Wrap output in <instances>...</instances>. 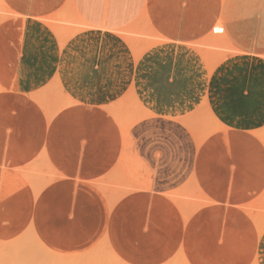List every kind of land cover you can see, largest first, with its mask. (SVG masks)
I'll return each instance as SVG.
<instances>
[{
  "label": "crops",
  "instance_id": "0c3cea01",
  "mask_svg": "<svg viewBox=\"0 0 264 264\" xmlns=\"http://www.w3.org/2000/svg\"><path fill=\"white\" fill-rule=\"evenodd\" d=\"M11 2L14 12L32 14L31 19L24 20L18 34L14 36L9 31L13 40L19 39L17 42L21 46L17 48L18 51H22V42L30 45V57L25 66L27 75L38 79L40 73L33 74L34 68L42 69L43 75L52 74L55 80L61 82L63 93L70 101L49 117L44 107L32 96L39 92L37 90L40 87L32 91L30 85L29 91L21 90L12 78H0V152H20L14 158H0V228L10 230L9 232L15 229L10 235L15 237L33 223L43 242L58 252L66 253L90 249L108 238L115 250L131 261L140 259L134 255L151 253V262H155L156 254L158 258L164 254L165 260L171 257L178 251L182 240L187 243L190 236H198L203 228H215L225 238L223 244L216 246L227 252L249 253L246 264L255 260L258 264H264V231L259 234L253 217L246 210L248 205L260 201L264 195V141L258 135L264 129H254L242 120L223 119L218 121L221 127L217 126L215 130L221 131H214L200 145L189 134L183 117L177 118L181 121L179 122L172 117L156 115L171 116L173 109L166 106L156 108L151 104L147 106L136 93L139 103L151 115L131 125V151L133 155L134 152H150V145L163 142L164 176L162 181L158 179L154 182V192L160 195L151 193V208L150 204L148 206L145 203L142 206H125V201L131 200V197L126 200L121 198L111 210L106 194L97 185L99 179L113 170L123 168L127 138L119 120L108 107L118 106L127 93L134 94L132 86L137 74V62L131 48L121 34L112 30L129 27L140 18H145L150 12L152 0H66L63 5H66L65 9L71 7L83 21L95 27L80 30L62 47L51 33L48 21L45 19L49 26L42 20V17L62 9L63 7L59 9L62 0ZM27 25L30 27L29 32ZM151 28L158 38L160 35L153 26ZM7 53L5 49V56L9 55ZM1 54L4 55L3 52ZM47 56L51 58L44 65ZM38 84L36 81L34 86L38 87ZM161 119L167 123L179 124L180 130L191 143L190 152L184 150L183 137H178L174 132L170 131L169 135L164 133L158 140L149 131L140 132L139 127L145 122ZM135 129L144 134L146 139H151V142L147 140V148L140 146L139 134L135 133ZM173 138L176 141L172 144ZM176 143H179V152H171ZM167 145L168 150L165 148ZM157 151L160 152L159 149L151 148V152ZM41 152H111L114 157L105 163H94L88 169H81L79 165L60 167L52 163L51 169L57 177L36 196L33 188L23 178L22 170L38 160ZM193 175H196L197 184L203 190L200 193L197 191L202 202L185 217L172 194L180 193L188 187L195 188L191 185ZM12 190H21L18 191L20 201L23 200L28 208L19 207V202L14 203V206L4 201L5 193ZM77 194L95 197L107 218L87 232L86 240L75 243L72 237L71 240L66 237V241L59 244L52 240L46 228L39 223L42 220L38 209L40 208L41 214L47 215V220L48 217L61 215L66 219L65 233L74 235L76 217L72 207ZM156 199H162L164 206L162 248L144 250V245L139 244L137 237L140 230L142 233L149 231L150 215L151 237L154 236L153 201ZM59 201L63 203L59 204ZM5 206L8 208L4 211ZM124 208L128 211L126 216ZM138 214L143 215L145 224L140 230L138 227L135 232H128L130 226L133 229V217ZM173 226L175 233L179 230L182 240L174 239L176 234L172 230ZM227 246L233 248H224Z\"/></svg>",
  "mask_w": 264,
  "mask_h": 264
},
{
  "label": "rangeland",
  "instance_id": "374dc122",
  "mask_svg": "<svg viewBox=\"0 0 264 264\" xmlns=\"http://www.w3.org/2000/svg\"><path fill=\"white\" fill-rule=\"evenodd\" d=\"M0 1L3 4L2 7L0 6V78H12L19 84L21 90L29 91L30 85L32 91L40 87V90H37L39 92L33 93L32 96L51 117L57 109L66 105L68 102L66 100L69 97L65 96L61 82L58 83L57 79L58 82H56L52 74L44 73L43 75L42 69L34 68L33 74L40 73V77L35 80L27 75L28 71L25 66L30 57L28 51L30 45L22 42V51H18L17 48L21 46L17 42L19 39L13 40L9 31H12L14 36L18 34L24 20L31 19L32 14L16 13L12 10L11 0ZM65 2L66 0H62L59 9ZM65 7L66 5L56 13L42 17L44 22L47 19L56 27L57 34L45 22L61 47L68 41L69 36L72 37L77 33L73 32L77 30L76 27L80 26L79 28L82 29V26L83 29H87L85 24L73 16L72 8L65 9ZM144 17L141 19L145 20L150 27L153 26L160 35L158 38L148 25L137 22L120 30L123 31L121 35L124 34L125 38L131 37V40L128 38V41L123 37L128 45L134 38L133 46L129 45V47L136 46L134 51L132 48L131 50L137 62V74L132 86L134 94L129 92L118 106L108 107L110 111L114 110L112 113L116 114L117 119L124 120V124L119 120L123 132L130 129L133 124L130 121H134L135 118L142 115L138 112L141 115L137 114L136 117L137 109L133 105L136 93L141 97L143 104L147 106L151 104L156 108L166 106L173 109L171 116L156 115L172 117L179 122L181 121L177 118L183 117L189 123L188 125L184 124L186 122L183 123L189 134L200 145L209 136L221 131H215L217 126L214 121L242 120L254 129H264V0H152L150 12ZM28 27L27 25L26 28L29 32L30 27ZM65 30L67 32L63 36ZM68 30L70 31L68 32ZM127 34H131L133 38ZM154 40V44L151 45ZM5 49L9 53L8 56H5ZM135 49L144 51L139 57H136ZM50 58L47 56L44 65H47ZM36 81L39 82L38 87L34 86ZM115 108L117 109L115 110ZM139 129L140 132L149 131L152 135L154 134L153 137H157L155 140H158L164 133L169 135L174 132L178 137H183L184 150L191 151V143L180 130L179 124L167 123L161 119L145 122ZM262 132V135L259 134L260 137L263 136L261 138L263 140L264 133ZM124 133L127 139L125 140L126 152L123 157V168L113 170L106 177L99 179L97 185L106 194L111 209L121 198L126 200L131 197H133L131 200L125 201V206L129 204L142 206L144 203H148L151 208V193L155 196L160 195L154 192V182L158 179L162 181L164 176L165 158L164 152H162L164 144L162 142L150 145V152H139V154L134 152L133 155L131 151L133 147L132 135L129 130ZM139 135L144 138H139V140H145L142 147L147 148L148 139L143 137L144 134L139 133ZM139 140L138 142H141ZM148 141L151 142V139ZM175 141L176 138H173L172 144ZM168 147L167 145L165 148L168 150ZM151 148L152 150L159 149L160 152H151ZM170 151L179 152V143L173 145ZM19 153L0 152V158L4 156L14 158ZM113 157L111 152H65L63 154L41 152L38 160L31 162L27 168L22 170V175L37 196L57 177L51 169L52 163L60 167L68 166L70 168V166L79 165L81 169H88L93 167L91 165L94 163L99 161L105 163ZM195 176L193 175L191 180L193 183L191 185L195 188L188 187L180 193L172 194V198L177 202L185 217L190 215L199 207L197 204L202 202L197 191L200 193L203 190L196 184ZM17 202H20V198ZM153 206L155 208L153 215L155 234L153 237H151V215L148 219L150 229L146 230V233H142L140 230L141 226L145 224L141 214L133 217L134 227L132 229L130 226L128 230V232H135L139 227L140 232L137 237L139 244H145L143 249H151V251L162 248V230L165 223L163 200H154ZM6 209L5 206L4 211ZM124 209V216H126L128 211L126 208ZM246 210L253 217L259 234H261L264 224V195L260 201L248 205ZM29 229L32 228L29 227L18 236L10 237L16 231L15 229L9 232L10 230L0 228V264H62V262L63 264H246V258L249 256V253L245 252H225L216 246L223 244L225 238L224 234L215 228H203L198 236L189 237L186 243L181 239L179 230H176L175 233L173 226L172 230L176 234L174 239L182 240V246L179 245L178 251L166 260L162 253L163 255H160L159 258L156 254L155 262H151V253L149 252L150 254L133 253L138 254L134 256L140 259L131 261L118 253L108 238H104L92 246L91 251L87 249L83 252H62L65 256H70L68 259L89 256L86 262L70 263L65 261L66 258L64 260L42 249L34 235L28 232ZM105 240H108L107 242L118 253L117 255L123 260L122 263L116 260L106 245L103 246ZM250 264H257V262L255 260Z\"/></svg>",
  "mask_w": 264,
  "mask_h": 264
},
{
  "label": "bare ground",
  "instance_id": "6f19581e",
  "mask_svg": "<svg viewBox=\"0 0 264 264\" xmlns=\"http://www.w3.org/2000/svg\"><path fill=\"white\" fill-rule=\"evenodd\" d=\"M2 3H1V1H0V6L2 7L3 6V4L1 5ZM73 10V9H72ZM73 13H74V15L73 16H75V18L76 19H78V21H80V22H82L83 24H85V27L88 29V28H93V27H95L94 25H91V24H88V23H86L85 21H83V19L81 18V16L78 14V13H76L74 10H73ZM72 19V18H71ZM46 21H48L47 19H46ZM74 21V20H73ZM79 22V23H80ZM48 23L50 24V26L53 28V30L55 31V33L57 34V31H56V27L53 25V23L52 22H50V21H48ZM74 23H76V22H74ZM79 23H77V24H79ZM137 23H140V24H145V25H148L147 24V22L145 21V20H143V19H139L138 21H137ZM138 25V24H137ZM80 26H78V27H76L77 28V30H75V31H73V29H72V31L74 32V34L76 33V32H78V31H80V30H82L83 29V27L81 26V28L82 29H80L79 28ZM146 27V26H145ZM148 27L151 29V31L154 33V30L148 25ZM80 30H79V29ZM107 29H110V28H107ZM113 28H111L110 30H112ZM124 28H115V29H113L112 31L113 32H117V33H119V34H122V32L120 31V30H123ZM70 30H68V32H69ZM109 31V30H108ZM127 31V30H126ZM133 31H135V30H133ZM64 32V31H63ZM67 31L65 30V32L62 34L63 36H64V34L66 33ZM73 32H72V34H73ZM105 32V31H104ZM128 32V31H127ZM132 32V31H131ZM125 33V32H124ZM130 33V32H129ZM133 33V32H132ZM144 33V32H143ZM155 34V33H154ZM67 35H69V34H67ZM124 35V34H123ZM122 35V36H123ZM126 35V34H125ZM127 35H130V36H132L131 34H127ZM61 37V36H60ZM70 38H71V36H69ZM68 37V38H69ZM124 37V36H123ZM126 37V36H125ZM124 37V38H125ZM129 39L131 38V37H129V36H127ZM68 38H67V40H68ZM128 38H125V39H127V41H128ZM132 38H133V36H132ZM131 40V39H130ZM135 40H136V38H135ZM133 41H134V38H133ZM133 41H131V44L129 43V45L131 46L132 45V42ZM61 42H63V41H61ZM65 42V41H64ZM136 42V41H135ZM154 42H155V40L153 41V42H151V45L152 44H154ZM138 43V42H137ZM62 44V43H61ZM135 44V43H134ZM64 45V44H63ZM140 45V44H139ZM138 45V46H139ZM133 46V45H132ZM135 46V45H134ZM136 47V46H135ZM135 47H131L132 48V50L135 48ZM136 50V54H135V56L137 57H139L140 56V54L144 51L143 49H139L138 51H137V49H135ZM134 51V50H133ZM135 53V52H134ZM121 62V61H120ZM107 68V67H106ZM58 80V79H57ZM56 80V82H58ZM55 82V83H56ZM58 83H60V82H58ZM58 85V84H57ZM58 87H60V86H58ZM63 89V88H62ZM63 92V91H62ZM132 93V92H131ZM133 94V93H132ZM66 96V95H65ZM67 98V97H66ZM134 100H133V105H135V107H136V111H137V113H136V117H137V114H139V113H141V114H139V115H141L139 118H135V119H137V121L141 118L142 119V117L144 118V117H147V115L148 116H150L151 114L147 111V110H145L144 108H143V106L139 103V101L137 100V98L135 97V95H134V98H133ZM66 101H68L66 104H68L69 103V101H70V98L68 99V100H66ZM120 102H122V101H120ZM116 107V106H115ZM111 108V107H110ZM110 108H109V111H110ZM117 108H115V110H116ZM119 109V108H118ZM112 111H114L113 109H112ZM111 111V112H112ZM119 111V110H118ZM139 112V113H138ZM118 113V112H117ZM113 114H114V112H113ZM120 114V113H119ZM116 115V114H115ZM138 115V116H139ZM121 116V115H120ZM117 117V116H116ZM118 117H119V115H118ZM122 117V116H121ZM120 118V117H119ZM135 119H134V121H135ZM118 120H121V119H118ZM122 121V120H121ZM120 121V122H121ZM124 121V120H123ZM123 121H122V123H123ZM134 121H130V122H133L134 123ZM136 122V121H135ZM184 122H186L185 124L186 125H188L189 123L187 122V121H184ZM215 123H216V126H218V128H220L221 127V124L217 121H214ZM125 123V122H124ZM123 123V124H124ZM130 124V123H129ZM127 125V124H126ZM125 126V125H124ZM125 128V127H124ZM127 128V127H126ZM128 128H129V125H128ZM123 129V128H122ZM127 130H129V129H127ZM126 130V131H127ZM126 131H124V132H126ZM136 133L137 134H139V132H138V130H136ZM262 133H264V132H262ZM260 134H261V132H260ZM259 134V136H261ZM140 136V135H139ZM142 136V135H141ZM143 137H144V135H143ZM263 137V136H262ZM261 137V138H262ZM139 138H141V137H139ZM131 139V138H130ZM141 139H144V138H141ZM264 140V139H263ZM139 141H141V140H139ZM145 140H142L141 141V144H142V142H144ZM140 143V142H139ZM140 144V146H142ZM146 146V145H145ZM143 148V147H142ZM135 150V149H134ZM48 153V152H47ZM57 153H61V154H63V153H65V152H57ZM139 154V153H138ZM120 158V157H119ZM140 158V157H139ZM165 158V157H164ZM169 158V157H168ZM167 158V159H168ZM165 160V159H164ZM121 162V161H120ZM150 162V161H149ZM158 162V161H157ZM140 165V164H139ZM171 167V166H170ZM176 169V168H175ZM129 171V170H128ZM127 171V172H128ZM163 171V170H162ZM124 172V171H123ZM121 173V172H120ZM62 175V174H61ZM134 175V174H133ZM196 177V176H195ZM133 178H134V176H133ZM128 179V178H127ZM196 179V178H195ZM63 180V179H62ZM60 181V180H59ZM58 182V181H57ZM138 182V181H137ZM139 183V182H138ZM143 183V182H142ZM58 184V183H57ZM197 184V183H196ZM134 185V184H133ZM198 185V184H197ZM64 186V185H63ZM80 187V186H79ZM142 187V186H141ZM197 187V186H196ZM86 188V187H85ZM10 189V188H9ZM48 189V188H47ZM55 189V188H54ZM82 189V188H81ZM133 189H135V188H133ZM8 190V189H7ZM64 190V189H63ZM141 190V189H140ZM18 191H21V190H18ZM17 190H12V191H10L8 194L7 193H5L6 195H4L3 196V199H4V201L6 200V202L9 204V205H12V204H14V203H16L18 200H19V198H20V194H19V192H18ZM60 191V190H59ZM84 191V190H83ZM133 191H136V190H133ZM138 191H139V188H138ZM143 191V190H142ZM48 192V191H47ZM53 192V191H52ZM80 192V191H79ZM202 192V191H201ZM49 193V192H48ZM51 193V192H50ZM49 193V194H50ZM54 193V192H53ZM57 193V192H56ZM43 194V193H42ZM203 194V193H202ZM57 196V195H56ZM74 196V195H73ZM48 197V196H47ZM49 198V197H48ZM52 198H54V197H52ZM59 198H61V197H59ZM263 198V197H262ZM57 200V199H56ZM55 200V201H56ZM37 201V200H36ZM35 201V202H36ZM73 201V200H72ZM20 205H19V207H23L24 209H26V207L28 208V206H27V204H25L24 203V201L23 200H21L20 202ZM61 203H63V202H61ZM60 203V201H59V204H61ZM65 203V202H64ZM214 203V202H213ZM99 203H98V201H97V199L95 198V197H92V198H90L87 194H77L76 195V197L74 198V206L72 207L73 208V210H74V212H75V226H73V228L75 227V231H74V235L73 234H69V235H67L68 233H65V230L67 229V227H66V219L65 218H63L61 215H59V217H48L49 219L47 220V215L45 214V213H42L41 214V210H40V208L38 209V211H39V215H41L40 216V219L42 220V222H39L44 228H46V231L48 232V234H49V236L52 238V240L53 241H55V242H59V244H61L63 241H66V237L68 238V240H71V237L74 239V241H75V243H79L80 241H82V240H86L87 239V232H89L91 229H93L95 226H98V225H100L106 218H107V216L105 217V214H104V212H102V210H101V208H100V206L98 205ZM148 204V203H147ZM14 206H15V204H14ZM53 206V205H52ZM65 206V205H64ZM63 206V207H64ZM149 206V205H148ZM7 207V206H6ZM59 207H61V206H59ZM250 207V206H249ZM8 208V207H7ZM22 208V209H23ZM52 208V207H51ZM68 208V207H67ZM64 209V208H63ZM62 209V210H63ZM20 210V209H19ZM28 210V209H27ZM57 210H60L59 208H57ZM112 210V209H111ZM31 211V210H30ZM38 211H37V217H38ZM46 211V210H45ZM48 211V210H47ZM52 212V211H51ZM61 212L62 211H60L59 212V214H61ZM7 213V212H6ZM13 212H11V214H12ZM71 213V212H70ZM109 215V214H108ZM55 216V215H54ZM60 216H61V219H60ZM66 216H67V214H66ZM202 220V219H201ZM200 220V221H201ZM217 220V219H216ZM74 222V221H73ZM210 222V221H209ZM38 223V225L39 226H41L40 224ZM216 224H218V223H216ZM41 226V227H42ZM204 226V225H203ZM210 226V225H209ZM212 226V225H211ZM31 228L32 229H29L28 230V232H30L32 235H34V238L37 240V242L39 243V245H40V247L42 248V249H44L47 253H49V254H51V255H54V256H57V257H60V258H62V259H64V258H66L67 260H65V261H68V262H74V263H83V262H86L87 261V259L89 258V256H87V257H80V258H76V259H68V258H70V256H65V254H63L62 252H58L57 250H55V249H53V248H51L50 246H48L45 242H43V240L41 239H39V236L37 235V233H36V229H35V226L33 225V226H31ZM210 228V227H209ZM219 229V228H218ZM264 229V224L262 225V228H261V233L264 231L263 230ZM190 230V229H189ZM205 230H207V229H205ZM229 230V229H228ZM227 230V231H228ZM107 231V230H106ZM204 231V230H203ZM213 231V230H212ZM228 233V232H227ZM231 233V232H230ZM236 233V232H235ZM248 233V232H247ZM204 234V233H203ZM211 235V234H210ZM193 236V235H192ZM202 236V235H201ZM238 236V235H237ZM114 237V236H113ZM144 237V236H143ZM191 237V236H190ZM209 237V236H208ZM143 239V238H142ZM141 239V240H142ZM182 239V238H181ZM191 239V238H190ZM234 239V238H233ZM192 240V239H191ZM208 240V239H207ZM239 240H240V238H239ZM108 240H105L104 242H103V246H105L106 245V247L107 248H109L110 249V251H111V253L113 254V256L116 258V260H118V261H120L121 263L123 262V260L117 255L118 253L116 252V251H114V249H113V247H112V245L111 244H109V242H107ZM184 241V240H183ZM209 241V240H208ZM111 242V241H110ZM137 242V241H136ZM218 242V241H217ZM177 243V242H176ZM182 243V242H181ZM145 245V244H144ZM204 245V244H203ZM206 245V244H205ZM204 245V246H205ZM209 245V244H208ZM225 245V244H224ZM230 245V244H229ZM182 246V245H181ZM140 247V246H139ZM200 247V246H199ZM83 249V248H82ZM125 249V248H124ZM90 250V249H89ZM92 250V249H91ZM90 250V251H91ZM181 250V249H180ZM227 250H232V249H227ZM237 250V249H236ZM261 250V249H260ZM84 251V250H83ZM82 251V252H83ZM202 251H203V249H202ZM224 251V250H223ZM207 252H208V250H207ZM222 252V251H221ZM226 252V251H225ZM224 252V253H225ZM183 253V252H182ZM220 253V252H219ZM218 254V253H217ZM205 255V254H204ZM222 255V254H221ZM154 256H156V255H154ZM220 256V255H219ZM56 257V258H57ZM151 257V256H150ZM184 257H185V255H184ZM198 258V257H197ZM209 258V257H208ZM212 258V257H211ZM163 259V258H162ZM178 259V258H177ZM206 259V258H205ZM91 260V259H90ZM216 260H217V258H216ZM219 262V261H218ZM222 262V261H221ZM236 263V262H235ZM62 264H63V262H62ZM189 264V263H188ZM258 264V263H257Z\"/></svg>",
  "mask_w": 264,
  "mask_h": 264
}]
</instances>
